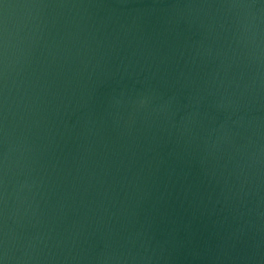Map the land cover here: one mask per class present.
<instances>
[{"label":"water","instance_id":"water-1","mask_svg":"<svg viewBox=\"0 0 264 264\" xmlns=\"http://www.w3.org/2000/svg\"><path fill=\"white\" fill-rule=\"evenodd\" d=\"M0 264H264V0H0Z\"/></svg>","mask_w":264,"mask_h":264}]
</instances>
